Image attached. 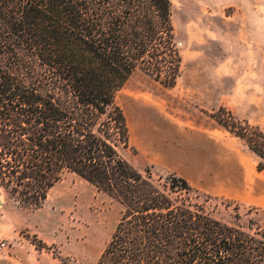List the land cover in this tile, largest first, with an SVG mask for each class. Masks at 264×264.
I'll list each match as a JSON object with an SVG mask.
<instances>
[{
    "label": "trees",
    "instance_id": "trees-1",
    "mask_svg": "<svg viewBox=\"0 0 264 264\" xmlns=\"http://www.w3.org/2000/svg\"><path fill=\"white\" fill-rule=\"evenodd\" d=\"M180 64L169 0H0V189L35 210L70 173L119 203L95 264H264V226L215 219L184 179L154 180L120 154L116 93L137 71L173 88ZM210 117L264 177V133L223 108Z\"/></svg>",
    "mask_w": 264,
    "mask_h": 264
},
{
    "label": "rangeland",
    "instance_id": "rangeland-1",
    "mask_svg": "<svg viewBox=\"0 0 264 264\" xmlns=\"http://www.w3.org/2000/svg\"><path fill=\"white\" fill-rule=\"evenodd\" d=\"M169 1L180 76L166 88L137 71L116 93L130 135L120 154L154 180L184 179L215 219L263 227L257 160L210 116L223 108L264 133V0ZM122 211L70 173L35 210L0 189V264H95Z\"/></svg>",
    "mask_w": 264,
    "mask_h": 264
},
{
    "label": "built area",
    "instance_id": "built-area-1",
    "mask_svg": "<svg viewBox=\"0 0 264 264\" xmlns=\"http://www.w3.org/2000/svg\"><path fill=\"white\" fill-rule=\"evenodd\" d=\"M4 246H5V244L1 243V244H0V250L3 249Z\"/></svg>",
    "mask_w": 264,
    "mask_h": 264
},
{
    "label": "bare ground",
    "instance_id": "bare-ground-1",
    "mask_svg": "<svg viewBox=\"0 0 264 264\" xmlns=\"http://www.w3.org/2000/svg\"><path fill=\"white\" fill-rule=\"evenodd\" d=\"M129 137H130V135H129Z\"/></svg>",
    "mask_w": 264,
    "mask_h": 264
}]
</instances>
